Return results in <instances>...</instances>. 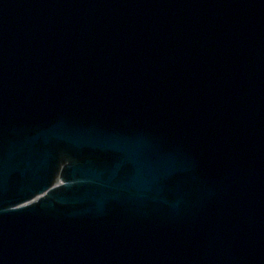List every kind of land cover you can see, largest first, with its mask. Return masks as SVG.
Segmentation results:
<instances>
[{
    "label": "water",
    "instance_id": "water-1",
    "mask_svg": "<svg viewBox=\"0 0 264 264\" xmlns=\"http://www.w3.org/2000/svg\"><path fill=\"white\" fill-rule=\"evenodd\" d=\"M0 264H264V0H0Z\"/></svg>",
    "mask_w": 264,
    "mask_h": 264
}]
</instances>
